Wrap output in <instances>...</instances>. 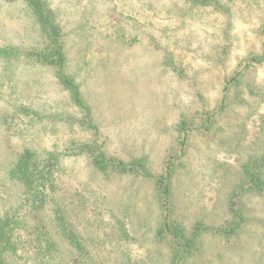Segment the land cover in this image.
Here are the masks:
<instances>
[{
    "label": "rangeland",
    "instance_id": "rangeland-1",
    "mask_svg": "<svg viewBox=\"0 0 264 264\" xmlns=\"http://www.w3.org/2000/svg\"><path fill=\"white\" fill-rule=\"evenodd\" d=\"M25 151L57 161L62 235L27 215ZM6 214L58 246L13 264H264V0H0Z\"/></svg>",
    "mask_w": 264,
    "mask_h": 264
},
{
    "label": "trees",
    "instance_id": "trees-1",
    "mask_svg": "<svg viewBox=\"0 0 264 264\" xmlns=\"http://www.w3.org/2000/svg\"><path fill=\"white\" fill-rule=\"evenodd\" d=\"M33 5L36 15L40 18L43 32L47 34L49 39L55 38L54 36L57 35L58 28L52 24L54 22L53 19L46 16L41 4ZM56 47V58L48 63L56 66L58 79L71 93L73 99L79 102L75 84L62 70L64 60L58 41ZM100 159L102 160V158ZM101 160L97 159L94 161L97 164H101L98 163ZM56 163L57 161L54 158L39 159L36 158L33 152L25 151L14 163L10 174L24 189L25 197L23 205L28 209L27 215H30L33 211L38 212L50 209L53 214V222H55L54 229L57 234L62 235L64 220L62 218L60 202L56 196L58 191V179L55 178ZM140 164L138 165L142 167ZM122 165L124 166V164ZM98 169L105 171V167H101V165H98ZM129 170L124 166L121 171L127 172ZM169 171L170 168L166 177L159 178L156 183L164 203L167 202L170 193ZM14 216L15 214H6L0 219V264H13L19 250L25 247V245L38 247L41 251H46L48 254H50V250L58 251L57 242L53 239L51 231L42 222H38L34 226H29L28 224L24 226L22 222L15 220Z\"/></svg>",
    "mask_w": 264,
    "mask_h": 264
}]
</instances>
